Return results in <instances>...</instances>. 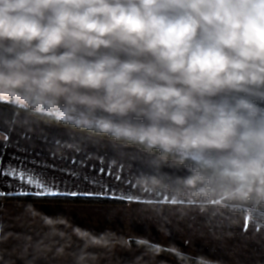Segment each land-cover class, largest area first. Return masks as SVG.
Returning <instances> with one entry per match:
<instances>
[{
	"label": "clouds",
	"instance_id": "9594fccd",
	"mask_svg": "<svg viewBox=\"0 0 264 264\" xmlns=\"http://www.w3.org/2000/svg\"><path fill=\"white\" fill-rule=\"evenodd\" d=\"M0 101L171 160L177 199L264 207V0H0Z\"/></svg>",
	"mask_w": 264,
	"mask_h": 264
},
{
	"label": "crops",
	"instance_id": "0c3cea01",
	"mask_svg": "<svg viewBox=\"0 0 264 264\" xmlns=\"http://www.w3.org/2000/svg\"><path fill=\"white\" fill-rule=\"evenodd\" d=\"M0 264H264V207L232 210L177 199L171 160L0 104ZM92 196L122 204L7 201Z\"/></svg>",
	"mask_w": 264,
	"mask_h": 264
},
{
	"label": "trees",
	"instance_id": "16d2710c",
	"mask_svg": "<svg viewBox=\"0 0 264 264\" xmlns=\"http://www.w3.org/2000/svg\"><path fill=\"white\" fill-rule=\"evenodd\" d=\"M0 104L8 106L14 110L29 114L31 116H34V117L39 118L41 120H44L46 122L62 126L55 120L54 117L47 116V115H33L30 112H28L27 110L19 108V106L16 105L12 101H8V102L0 101ZM63 127L76 130L72 126H63ZM77 131L83 132V133H86V134H89V135H92L95 137L112 140L108 136H105L102 134H96L95 132L83 131V130H77ZM4 199L7 201H25V202H43V203L50 202V203H70V204H122L123 203L122 201H119V200H114V199H109V198L92 197V196L86 197V196L10 195V196H5ZM133 245L140 246V247L146 248V249L151 250V251H156V252L163 253V254H169V255L176 257L177 259L183 260V261L190 263V264H212V263L201 261V260L186 256L183 254H179V253L172 252V251H167V250H164V249H161V248L149 245V244H141V243L134 242Z\"/></svg>",
	"mask_w": 264,
	"mask_h": 264
},
{
	"label": "snow or ice",
	"instance_id": "6c2138e0",
	"mask_svg": "<svg viewBox=\"0 0 264 264\" xmlns=\"http://www.w3.org/2000/svg\"><path fill=\"white\" fill-rule=\"evenodd\" d=\"M3 145H0L2 147ZM7 175V176H17L21 181L28 180L30 182L31 177L26 174L25 170V175H21L17 170L15 169H10L8 171H5V169L0 168V176ZM259 215H264V210H261Z\"/></svg>",
	"mask_w": 264,
	"mask_h": 264
}]
</instances>
